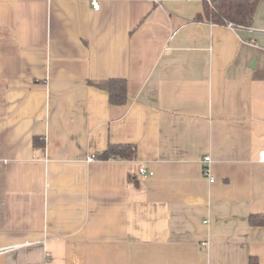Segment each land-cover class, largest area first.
<instances>
[{
	"label": "crops",
	"instance_id": "1",
	"mask_svg": "<svg viewBox=\"0 0 264 264\" xmlns=\"http://www.w3.org/2000/svg\"><path fill=\"white\" fill-rule=\"evenodd\" d=\"M205 1L0 0V264H264V0Z\"/></svg>",
	"mask_w": 264,
	"mask_h": 264
},
{
	"label": "trees",
	"instance_id": "2",
	"mask_svg": "<svg viewBox=\"0 0 264 264\" xmlns=\"http://www.w3.org/2000/svg\"><path fill=\"white\" fill-rule=\"evenodd\" d=\"M262 0H210L205 1L203 13L198 16L201 21L214 24L239 27H251L256 15L259 3ZM96 86L109 94L110 102L114 105H124L128 101L127 83L125 80H113L107 83H97ZM38 144V140H35ZM133 157L131 145H110L98 158L126 159ZM249 222L252 226H264V215H251ZM249 264H259L257 258H251Z\"/></svg>",
	"mask_w": 264,
	"mask_h": 264
},
{
	"label": "built area",
	"instance_id": "3",
	"mask_svg": "<svg viewBox=\"0 0 264 264\" xmlns=\"http://www.w3.org/2000/svg\"><path fill=\"white\" fill-rule=\"evenodd\" d=\"M208 1H210V0H208ZM157 2H159V0H157ZM93 5H94V8H95V9H99V8H100V5H99L98 2H94ZM229 25H230L231 27H234L232 24H229ZM93 159H94V156L91 158V160H93ZM204 161H205V163H209V162L211 161V158H210V157H206V158L204 159ZM259 161H260L261 163H264V151L260 153V155H259ZM204 172H205V174L208 173L207 168L205 169ZM140 173H141V174H146V173H147V170H146L145 168H142V169H140ZM150 174H151V173H150ZM211 182H214V180L211 179ZM6 251H7V249H0V254L4 253V252H6Z\"/></svg>",
	"mask_w": 264,
	"mask_h": 264
}]
</instances>
